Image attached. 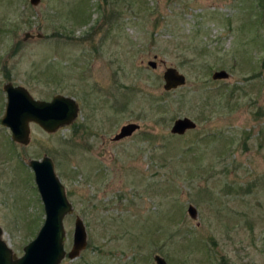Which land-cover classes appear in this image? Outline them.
<instances>
[{"label": "rangeland", "instance_id": "rangeland-1", "mask_svg": "<svg viewBox=\"0 0 264 264\" xmlns=\"http://www.w3.org/2000/svg\"><path fill=\"white\" fill-rule=\"evenodd\" d=\"M167 68L183 87L163 89ZM8 83L79 107L54 133L30 125L27 146L0 123V227L17 257L44 222L27 164L48 157L73 206L65 250L76 217L87 234L60 264H264V0H0V121ZM182 118L196 128L172 135Z\"/></svg>", "mask_w": 264, "mask_h": 264}, {"label": "water", "instance_id": "water-1", "mask_svg": "<svg viewBox=\"0 0 264 264\" xmlns=\"http://www.w3.org/2000/svg\"><path fill=\"white\" fill-rule=\"evenodd\" d=\"M40 0H29L36 6ZM155 68L154 62H149ZM228 73L224 70L212 74L213 81L226 80ZM163 89L166 92L176 90L185 85V77L174 68H167L163 73ZM6 94L4 116L0 123L11 132V140L15 144L27 146L30 142V125L40 127L46 133H54L58 129L70 125L78 115V105L75 100L56 95L50 102L37 101L22 87L6 84L3 87ZM196 128V124L188 118L177 119L170 130L172 135L181 136L187 131ZM139 125L128 124L120 128L114 138L120 141L131 137ZM27 166L34 172V181L40 200L43 205L44 222L36 237L23 248V255L17 257L2 239L0 227V264H60L65 257L76 259L86 248L87 234L83 221L76 218L74 222L73 241L71 249L64 248L66 233L63 221L73 212L72 204L68 201L65 189L55 174L54 164L48 157L41 161L30 160ZM187 214L191 219L197 217V211L188 206ZM155 264H167L166 261L155 255Z\"/></svg>", "mask_w": 264, "mask_h": 264}]
</instances>
